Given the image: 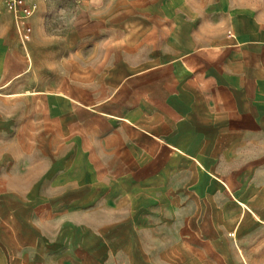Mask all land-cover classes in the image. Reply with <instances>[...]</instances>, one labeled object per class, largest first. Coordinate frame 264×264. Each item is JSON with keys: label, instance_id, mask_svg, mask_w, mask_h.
<instances>
[{"label": "crops", "instance_id": "0c3cea01", "mask_svg": "<svg viewBox=\"0 0 264 264\" xmlns=\"http://www.w3.org/2000/svg\"><path fill=\"white\" fill-rule=\"evenodd\" d=\"M75 3L0 2V264H264V25Z\"/></svg>", "mask_w": 264, "mask_h": 264}, {"label": "rangeland", "instance_id": "374dc122", "mask_svg": "<svg viewBox=\"0 0 264 264\" xmlns=\"http://www.w3.org/2000/svg\"><path fill=\"white\" fill-rule=\"evenodd\" d=\"M81 1V0H80ZM209 6L220 8V12H227L231 21L245 16L252 20L256 19L264 25V0H207ZM204 2V0H203ZM42 22L47 24L66 22L73 20V14L77 4L75 0H50L45 2ZM46 32V31H45Z\"/></svg>", "mask_w": 264, "mask_h": 264}, {"label": "built area", "instance_id": "2783aa9c", "mask_svg": "<svg viewBox=\"0 0 264 264\" xmlns=\"http://www.w3.org/2000/svg\"><path fill=\"white\" fill-rule=\"evenodd\" d=\"M36 1L45 3L48 0H0L6 10L12 15L15 32L21 44L30 35L31 28L27 20L37 9Z\"/></svg>", "mask_w": 264, "mask_h": 264}]
</instances>
